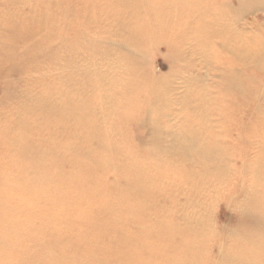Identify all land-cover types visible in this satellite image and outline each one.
I'll return each mask as SVG.
<instances>
[{"label": "rangeland", "instance_id": "374dc122", "mask_svg": "<svg viewBox=\"0 0 264 264\" xmlns=\"http://www.w3.org/2000/svg\"><path fill=\"white\" fill-rule=\"evenodd\" d=\"M230 1L0 0V264H264L237 218L264 215V94L224 82L264 88V10ZM147 117L215 156L154 151Z\"/></svg>", "mask_w": 264, "mask_h": 264}, {"label": "bare ground", "instance_id": "6f19581e", "mask_svg": "<svg viewBox=\"0 0 264 264\" xmlns=\"http://www.w3.org/2000/svg\"><path fill=\"white\" fill-rule=\"evenodd\" d=\"M226 5H229L230 7L231 6L237 7L239 15L241 17L240 18L241 20H247L244 18L247 17L248 15L253 14L259 10H264V7H263L264 0H236V1L233 0V1L228 2V4H226ZM237 25L238 24H236L235 26H237ZM117 45L121 48H124V49H127L129 47L134 48L136 50V52H134V53H137L138 56H143L145 58L146 64H148L147 61H149V60L151 61L150 55L147 51L142 50L141 48H136L134 45L130 44V42L129 43L123 42V43H119ZM166 50H168L167 51L168 62L170 61L171 63H177V64H184L185 63V60L180 53H178V52H176L170 48H167ZM244 57H245V61H249V62L253 63V65L256 66L257 68H262L264 66V51L261 52L260 54H258L257 52L256 53H254V52L248 53V55H245ZM150 72L153 74V73H155V70H153V71L151 70ZM152 74H151V76H154L155 78L160 79V77L155 76L154 74L152 75ZM224 82L231 89L237 90L239 93L246 95V96L252 95V96H254V98H260V94L261 93L264 94V88L260 87V88H256L253 90L250 87L246 86L241 80H238V77L234 74H229V76L226 77V80L224 79ZM65 102L68 103V101H65ZM44 107H50L51 108L50 104H48V103L47 104L45 103ZM71 107L72 106H70L69 109ZM74 107L70 109L71 113H77L78 112V110ZM140 125L143 126L144 128H146V127L150 128V132L142 139V143L147 144V146H150V148H152L156 152L163 151V153L168 155L169 157L179 156V157H184L186 160H189V161H194L195 156L198 154L203 155V156L206 155L208 157H211V156L214 157L215 156L214 154H212L210 152H203L201 150L200 151L197 150L194 147V144H192L189 139L188 140L186 139V141H184V142H180L181 138H186V137L190 138L187 135H184V134H181L178 132H170L167 135V138L163 137L162 134L166 131L165 128L158 126L157 124L152 123V121L149 117L141 120ZM143 149H145V148H143ZM237 218H238V222L245 226L244 232L238 233L239 237L247 235V234L252 235L249 233L248 230H252L255 233H263V234H254L252 236H255V237H257V236L263 237L264 236V215L259 213V211L250 210V209H244V210L240 209V210H238ZM223 228H224L225 232H229V233L234 232L231 228L230 229L225 228V227H223ZM47 238H48V236H47ZM224 252L225 251H223V253L221 254V257L225 255ZM225 260H229L232 263L238 262V264H254V261L251 258H243L242 256L236 257L235 255H231V256L227 255L225 257Z\"/></svg>", "mask_w": 264, "mask_h": 264}]
</instances>
